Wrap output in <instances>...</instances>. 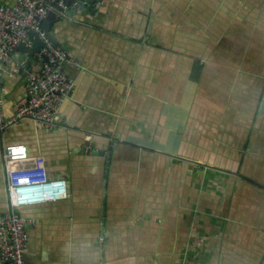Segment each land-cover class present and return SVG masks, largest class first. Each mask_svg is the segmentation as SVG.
<instances>
[{
    "label": "crops",
    "instance_id": "obj_1",
    "mask_svg": "<svg viewBox=\"0 0 264 264\" xmlns=\"http://www.w3.org/2000/svg\"><path fill=\"white\" fill-rule=\"evenodd\" d=\"M71 1L50 24L81 63L56 126L0 131V214L7 143L68 186L18 207L25 264H264V0ZM37 64L10 53L5 116Z\"/></svg>",
    "mask_w": 264,
    "mask_h": 264
},
{
    "label": "built area",
    "instance_id": "obj_2",
    "mask_svg": "<svg viewBox=\"0 0 264 264\" xmlns=\"http://www.w3.org/2000/svg\"><path fill=\"white\" fill-rule=\"evenodd\" d=\"M48 11L64 15L65 0H16L12 5L0 1V131L21 119L33 120L45 128L55 127L62 103L74 87L75 79L67 73L65 65L81 67V63L53 42L42 27ZM32 33L40 40L39 47L32 52L38 64L34 69H25V91L7 117L2 97L4 64L16 46L33 43ZM22 66L24 63H19L18 67ZM2 160L8 207L0 214V264H25L27 225L33 220L20 214L18 207L66 197L67 181L49 177L43 158L31 157L22 142L5 144Z\"/></svg>",
    "mask_w": 264,
    "mask_h": 264
},
{
    "label": "water",
    "instance_id": "obj_3",
    "mask_svg": "<svg viewBox=\"0 0 264 264\" xmlns=\"http://www.w3.org/2000/svg\"><path fill=\"white\" fill-rule=\"evenodd\" d=\"M102 0H79L78 4L75 5L76 7H90V12H95V9L99 6V4L101 3ZM66 2V6H70V3L72 2L71 0H65ZM69 14V13H68ZM65 15V14H64ZM64 15L59 14L57 15V13L55 11H48L46 16L44 17V19L42 20V27L44 29H46V32L48 33L49 37L53 40L54 37H51L50 35V24L51 22H58L61 17H64ZM32 37H33V43L30 47H27L24 44H20L18 46H16V49H22V50H26L28 53H32L35 49H37L40 44V40H39V36L36 33H32ZM30 61V58L28 57L27 61L25 64H27ZM86 148V151L89 152L92 148V145H89ZM102 151H100L101 153Z\"/></svg>",
    "mask_w": 264,
    "mask_h": 264
}]
</instances>
